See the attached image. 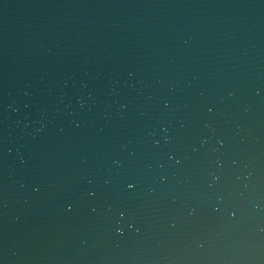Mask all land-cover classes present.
Here are the masks:
<instances>
[{
    "label": "water",
    "instance_id": "obj_1",
    "mask_svg": "<svg viewBox=\"0 0 264 264\" xmlns=\"http://www.w3.org/2000/svg\"><path fill=\"white\" fill-rule=\"evenodd\" d=\"M0 264H264V0H0Z\"/></svg>",
    "mask_w": 264,
    "mask_h": 264
},
{
    "label": "snow or ice",
    "instance_id": "obj_2",
    "mask_svg": "<svg viewBox=\"0 0 264 264\" xmlns=\"http://www.w3.org/2000/svg\"><path fill=\"white\" fill-rule=\"evenodd\" d=\"M208 110L211 111V109H208ZM120 183L122 185V191L123 192L128 193V194H132L137 188V177L135 175L129 173L127 176H125L121 179ZM86 194L91 197V196L95 195V192L94 191H88ZM66 204H67V209L71 210L72 203L69 201V202H66ZM116 212L120 217H123L126 214V210L119 209V208L116 209ZM117 231H119V229H117Z\"/></svg>",
    "mask_w": 264,
    "mask_h": 264
}]
</instances>
